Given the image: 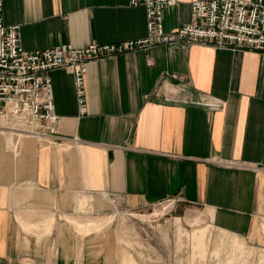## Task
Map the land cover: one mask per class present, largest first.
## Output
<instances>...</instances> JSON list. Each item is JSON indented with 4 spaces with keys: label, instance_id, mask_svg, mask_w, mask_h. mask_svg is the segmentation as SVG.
Returning a JSON list of instances; mask_svg holds the SVG:
<instances>
[{
    "label": "crops",
    "instance_id": "crops-1",
    "mask_svg": "<svg viewBox=\"0 0 264 264\" xmlns=\"http://www.w3.org/2000/svg\"><path fill=\"white\" fill-rule=\"evenodd\" d=\"M0 1L3 22L19 27L24 51L147 36L146 10L129 0ZM195 1L202 0H175L163 15L166 32L190 22ZM87 68L84 116L72 73H51L60 142L16 137L0 124V264H120L101 231L113 208L142 210L178 198L205 211L187 213L185 222L204 216L235 236L232 257L247 248L242 238L264 243V52L157 46ZM165 73L180 80L159 85ZM182 90L219 108L164 100ZM85 215L103 219L85 225ZM176 225L179 238L192 243V258L206 259L212 226L189 235L181 218Z\"/></svg>",
    "mask_w": 264,
    "mask_h": 264
},
{
    "label": "built area",
    "instance_id": "built-area-1",
    "mask_svg": "<svg viewBox=\"0 0 264 264\" xmlns=\"http://www.w3.org/2000/svg\"><path fill=\"white\" fill-rule=\"evenodd\" d=\"M175 0H129L131 8H145L147 36L143 40L109 45L92 44L85 49L72 45L41 51H24L17 26L3 22L0 1V119L5 128L53 143L60 142V117L55 114L51 73L66 69L73 75L79 112L86 115L85 77L88 64L100 59L144 52L153 47L192 45L210 46L216 50L264 52V0H213L191 4L190 22L174 31H165L164 12ZM180 77L165 73L160 83L178 81ZM157 86L156 96L160 94ZM167 103H181L218 109L213 100L188 98L186 91L165 95ZM175 199L173 204L180 202Z\"/></svg>",
    "mask_w": 264,
    "mask_h": 264
},
{
    "label": "rangeland",
    "instance_id": "rangeland-1",
    "mask_svg": "<svg viewBox=\"0 0 264 264\" xmlns=\"http://www.w3.org/2000/svg\"><path fill=\"white\" fill-rule=\"evenodd\" d=\"M11 156V149H6L2 156L7 171L12 162ZM173 203L165 201L157 206L134 211H127L120 206L113 208V212L108 216L113 217L111 224L101 231L109 234L112 249L120 260V264H264V243L253 245L242 238L247 248L240 247L241 249L232 257L234 249L232 238L235 236L215 228L204 216L202 221L195 225L188 224L184 221L187 213L205 212L204 209L181 202ZM132 214H140L144 217H133ZM179 218H181L182 228L189 235H192L196 226H212L206 259L192 258V243L189 237L183 235L179 238L178 236L176 220ZM79 219H81L79 222L86 225L90 221H98L103 217L94 218L91 215H85ZM44 223H46V233L51 231V222L45 220ZM72 224L78 227L74 225V222ZM84 232L89 233L90 230H84ZM220 240L225 242L220 249V255L215 256L212 251L216 245L220 244ZM124 259L130 262L124 263Z\"/></svg>",
    "mask_w": 264,
    "mask_h": 264
},
{
    "label": "bare ground",
    "instance_id": "bare-ground-1",
    "mask_svg": "<svg viewBox=\"0 0 264 264\" xmlns=\"http://www.w3.org/2000/svg\"><path fill=\"white\" fill-rule=\"evenodd\" d=\"M0 120H2V119H0ZM0 124L2 125V129L6 130L5 128L7 127V123L4 120H2V121H0ZM6 131H8V130H6ZM10 132H12V131H10ZM12 134L17 136V137L24 135V133H14V132H12Z\"/></svg>",
    "mask_w": 264,
    "mask_h": 264
}]
</instances>
